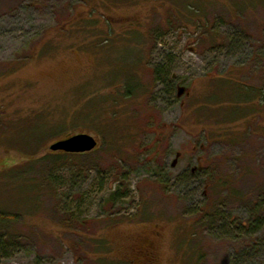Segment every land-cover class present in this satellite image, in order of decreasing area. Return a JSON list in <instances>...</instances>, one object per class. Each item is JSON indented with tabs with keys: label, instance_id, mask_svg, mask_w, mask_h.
Here are the masks:
<instances>
[{
	"label": "rangeland",
	"instance_id": "1",
	"mask_svg": "<svg viewBox=\"0 0 264 264\" xmlns=\"http://www.w3.org/2000/svg\"><path fill=\"white\" fill-rule=\"evenodd\" d=\"M263 96L264 0H0V264H264Z\"/></svg>",
	"mask_w": 264,
	"mask_h": 264
},
{
	"label": "trees",
	"instance_id": "2",
	"mask_svg": "<svg viewBox=\"0 0 264 264\" xmlns=\"http://www.w3.org/2000/svg\"><path fill=\"white\" fill-rule=\"evenodd\" d=\"M158 70H155L154 72L157 73ZM239 83L235 84V89L237 91H240V89H242V87H240L238 85ZM141 90L142 93V88L141 85L138 84L136 82L135 85H128L127 84V88L123 90L122 97L125 99L131 98L133 95H137L136 91ZM237 94V93H236ZM251 95H255V92H250ZM249 94V95H250ZM237 96H240V93L237 94ZM264 99V96H263ZM238 112H235V115H237ZM62 154V156H66L65 158H75V157H82V156H87L90 152L87 153H64V152H60ZM59 160V158H58ZM62 160V159H60ZM219 177V176H218ZM217 176H213L210 181H209V187L212 190V196H210L208 203L204 204L198 211V215L196 218H198L199 216V221H202L204 219L205 223L203 225L208 226V228L212 227L213 224H215L216 221V215H217V203H218V199L220 198V193H218L219 191H227L229 190L228 186L230 185V183H232V180H226L223 177L218 178ZM127 188L126 186H123L122 189H117L115 190L111 196L108 198V205L110 207V209H112V207L121 199L125 198L127 196V192H126ZM121 191V192H120ZM231 194H235L238 197H240V195H242V193H239L240 195L236 194L235 190H233V192ZM247 194L244 195V197ZM247 197V196H246ZM261 207L262 204L261 203H255L253 202L250 206V213H249V218L247 220V224L248 226H246L245 232H247L249 234V236L252 235V233H256L259 229H262V220H261V216L259 215V212L261 211ZM262 212V211H261ZM12 216L8 213L5 212L3 210H0V225L7 223L8 221L12 220ZM242 225V224H241ZM236 226L239 227L240 226V222L236 223ZM243 227V225H242ZM5 246V245H4ZM3 246V247H4ZM2 247V248H3ZM239 257V256H238Z\"/></svg>",
	"mask_w": 264,
	"mask_h": 264
},
{
	"label": "water",
	"instance_id": "3",
	"mask_svg": "<svg viewBox=\"0 0 264 264\" xmlns=\"http://www.w3.org/2000/svg\"><path fill=\"white\" fill-rule=\"evenodd\" d=\"M96 146L97 140L93 136L86 133H78L52 143L49 149L51 151L78 154L91 152Z\"/></svg>",
	"mask_w": 264,
	"mask_h": 264
}]
</instances>
